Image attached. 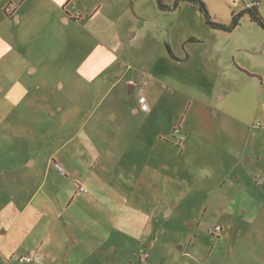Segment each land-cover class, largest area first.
Wrapping results in <instances>:
<instances>
[{
	"label": "rangeland",
	"instance_id": "374dc122",
	"mask_svg": "<svg viewBox=\"0 0 264 264\" xmlns=\"http://www.w3.org/2000/svg\"><path fill=\"white\" fill-rule=\"evenodd\" d=\"M202 1L212 20L224 25H231L235 11L253 3ZM174 2L164 0L167 6ZM259 4L264 17V0ZM64 5L77 18L89 19L65 26ZM250 23L242 18L240 25L244 30ZM217 34L190 3L163 11L157 0H0V174H5L0 194H14L8 182L16 186L20 201L14 213L1 211L7 226L0 221V264L14 263L6 256L10 252L19 255L29 249L22 227L40 221L31 210L22 218L19 213L34 187L36 192L47 178L50 189L54 182L56 189L68 192L69 180L49 167L50 158L76 133L77 141H87L96 167L85 170L90 173L88 193L97 186L94 195L104 201L87 210L89 223L83 229L75 232L68 225L59 242L67 239L55 251L28 253L35 256L33 264H264V90L241 99L244 121L252 130L241 147L228 134L222 144L218 129L212 145L191 137L189 147L175 139L191 104L182 92L184 78L191 85L214 88L215 83L202 71H193L202 68L197 63L176 65L172 52L178 57L190 45L191 61L201 63ZM195 35L205 41L204 47L189 43ZM145 82V91L135 92ZM141 94L150 112L134 114ZM210 101L218 113L224 109L217 100ZM34 144L35 174L52 171L27 178V189L20 191L25 178L11 177L9 168L13 161L31 157ZM100 158L110 161L109 167L95 164ZM132 169L135 185L129 184ZM177 174L188 181L178 186L179 199L173 194ZM155 191L165 193L169 204L157 209ZM64 198L59 200L63 203ZM129 198L136 207L145 201L151 224L137 217L133 226ZM38 203L35 216L53 219L56 211L42 210ZM64 214L68 219L75 212ZM218 225L221 232H216Z\"/></svg>",
	"mask_w": 264,
	"mask_h": 264
},
{
	"label": "crops",
	"instance_id": "0c3cea01",
	"mask_svg": "<svg viewBox=\"0 0 264 264\" xmlns=\"http://www.w3.org/2000/svg\"><path fill=\"white\" fill-rule=\"evenodd\" d=\"M185 4L189 3H184V5ZM258 7L260 9V4ZM62 8L63 9L61 13L63 14L62 19L65 26H71L75 23H79L80 20L83 22L89 19L87 18L88 15L86 18H84L82 15H79L80 18H77L75 14L67 12V5H64ZM246 8L247 7H244L243 9L245 10ZM234 13L237 12L235 11ZM94 16L95 14L92 15L91 18ZM244 19H248L251 22V26H249L247 29H244L245 31L241 25L232 32H224L213 29L218 34L215 35V41L213 44H209L208 48L204 51L205 53L201 63L191 61V57L188 54L190 45L184 46V51H181L178 57H176L172 52V59L176 65L183 67L182 65H184V63H197L201 65L202 68H197L198 70L193 71L196 73L202 71L207 79L210 77L213 80V83H215L214 88H212V86L205 87L203 85H191L187 78H184L182 92H185L186 96L188 95V97H191V104L187 108L188 111L186 118L182 120L180 127L178 128L180 132L177 134V138H175L181 144L184 143L186 146L190 147V138L196 137L197 140L203 145L204 143L207 145H212V143L215 142L214 138H216L213 131L214 129H218L222 134V144L225 142V135L228 134L229 139L236 141L235 146L241 147V145L245 143L243 138L246 137L250 131H252L248 128L249 126L244 121L246 120V117L241 111L242 106H239V104H241V99H252V96H255L257 93H261L264 90V30L256 23L252 22L248 15H245L243 17V20ZM246 34L251 37H247ZM189 43L202 45V47H204L203 44L205 41L195 35L192 39H190ZM131 83H134V80L130 78L128 81L130 92L133 91V87L130 86ZM147 86L148 83L143 91H140L139 88H136L135 92L137 91L139 93H143ZM168 90L169 93L174 92V90L169 89V87ZM210 100H217V104L224 107V109H221V112L218 113L217 109L212 108ZM251 103L254 106L253 102ZM8 113L9 110H5V114ZM133 113L139 114L142 112H140L139 108H136L133 110ZM252 128H255V126ZM196 144L199 145L198 142H196ZM221 147L225 148V145H221ZM182 158L183 157L180 159L182 160ZM50 160L52 162L49 167L54 169L55 173L59 175L63 181L69 180V190L67 193H64L63 189H56V184L54 182H52L50 189L47 186V178H45L42 183H39L36 192L34 187V192L30 199L22 200L23 205L21 212L19 213V217L22 218L27 211L31 210L32 216H34L37 221L39 220L40 223L36 225L37 222L34 224H31V221L26 222V224L22 227V232H27L26 241L28 242L29 249L27 252L19 255H10L12 253L10 252L9 255H6L10 260L12 258L13 260H16L23 255H30L28 253L38 256L40 253L45 255V253L55 251V248L58 245L63 242L65 243L67 238H65L62 242H59V240H61V237H65V231L69 229L68 225L72 227V229L74 228L75 232H78L80 228L83 229L84 226L88 225L87 223H89V220H85L86 218H89L87 210L95 208V206H97L99 203L102 204L104 201L102 197L97 198L94 195V193L98 191L97 186L91 187L90 192L88 193V185H90L88 184V177L90 173L85 170L93 171L96 167L93 164L92 158L89 156L88 144L85 139L80 137V140L77 141V133L74 134V137H72L65 145H63L58 152H55L53 155H51ZM91 162L92 164L90 165L89 163ZM13 163L14 167L9 168L12 171L10 176L15 178H25L22 185H20V191H25L27 189V178H35V175H47L50 173V171H52L47 168L43 173L35 174V166L37 163L35 161V144L32 148L31 157L26 159L20 158L13 161ZM55 163L64 168V174L57 170V168L54 166ZM75 164L77 165L74 166ZM95 164L101 165V167H109L111 162L103 161L100 158L97 159ZM110 169L114 170L113 167H110ZM116 169L118 170V168ZM165 169L168 170L169 167L166 166ZM15 172H20L22 174H14ZM132 172L133 169L129 171V184L135 185L133 175L131 174ZM98 174L100 176V174L103 173ZM177 175V185L174 186L173 184H176L174 182L171 184L176 189L173 190V194L179 199V192L177 191L178 186H184L186 183H188V181L180 178L179 174ZM204 175L205 178L209 176L208 173H205ZM0 176V179L3 180L5 174L1 173ZM113 176L114 178H119L114 174ZM127 180L128 179H126V181ZM2 182L3 181H1L0 184H2ZM126 184L128 185V183ZM196 186L198 187L199 183H197ZM6 187L13 189L14 194H10L8 191L6 194H0V221L2 222V226L7 225L3 224L1 211L11 210V212L14 213L15 206L20 203V201L16 199V186L9 185L7 182ZM48 192L52 194L51 197L48 196ZM60 197H65L63 203L59 200ZM155 197H158L155 199V203L158 205L155 206L157 209L169 204L171 201L168 199V197H166V194L161 191H155ZM37 200H39L40 205L43 206L41 208L42 210L52 209L56 211L53 219L49 218L45 221H41L39 214L35 216V203ZM151 201L152 199L149 198V203ZM110 202L112 206L115 204L117 207L119 206V203L115 202L114 200H110ZM127 203L132 205L131 218L134 217L133 226L136 225L137 217L143 221L148 220V216L144 212L145 201L140 204L143 205V207H136V202H134L132 198H129ZM119 208L120 207H118V209ZM136 209H141L142 213L137 214ZM66 210L68 213L74 211L75 215H70L68 219H64V212ZM85 221H87V223H85ZM90 223L93 224V222ZM149 223L151 224V221H149ZM14 226L15 225L11 226V229H13ZM45 227H48V232L46 231ZM91 227L97 228L94 224ZM192 228L193 224L191 225V229ZM54 230H58V234H56ZM5 232L6 231H2L3 234ZM72 233L75 234L74 232ZM210 233L214 234L215 232L212 230ZM8 238H10L11 241L13 240L12 236H8ZM23 240H25V237L22 238L21 242H23ZM33 255L31 256L35 261V256Z\"/></svg>",
	"mask_w": 264,
	"mask_h": 264
},
{
	"label": "trees",
	"instance_id": "16d2710c",
	"mask_svg": "<svg viewBox=\"0 0 264 264\" xmlns=\"http://www.w3.org/2000/svg\"><path fill=\"white\" fill-rule=\"evenodd\" d=\"M157 2L159 8L163 11H177L181 9L183 3H190L199 8V11L204 16L206 25L211 29L220 30L224 32H232L233 30H235L237 27L240 26L242 18L245 15H248L252 22L256 23L259 27H261L264 30V17L262 16L260 9L258 7L259 0L258 2L257 0H253L252 6L247 7L242 12L234 13L231 25H224L221 23L214 22L209 13L207 4H205L202 0H175L172 6L165 5L164 0H157ZM255 2H257L258 5H255L254 4ZM16 260H14V263L16 262Z\"/></svg>",
	"mask_w": 264,
	"mask_h": 264
},
{
	"label": "built area",
	"instance_id": "2783aa9c",
	"mask_svg": "<svg viewBox=\"0 0 264 264\" xmlns=\"http://www.w3.org/2000/svg\"><path fill=\"white\" fill-rule=\"evenodd\" d=\"M258 2V0H257ZM255 2L254 4L255 5H258V3ZM253 4V3H252ZM251 4V6H252ZM147 85V83H144L140 86V91H143V89L145 88V86ZM138 104H139V110L140 112L142 113H148L150 111V106L148 104V99L145 95H140L139 97V101H138ZM179 130L177 129L176 130V133L179 134ZM54 166L57 168V170L61 173H64V169L62 166H60L59 164H54ZM222 231V228L221 226H218L216 227V232H221ZM34 262V258L30 255H23V256H20L19 258H17L16 262L14 264H32Z\"/></svg>",
	"mask_w": 264,
	"mask_h": 264
}]
</instances>
